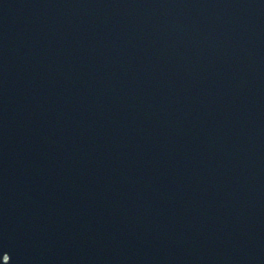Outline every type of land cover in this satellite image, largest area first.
<instances>
[{"label":"water","instance_id":"water-1","mask_svg":"<svg viewBox=\"0 0 264 264\" xmlns=\"http://www.w3.org/2000/svg\"><path fill=\"white\" fill-rule=\"evenodd\" d=\"M0 264H264V0H0Z\"/></svg>","mask_w":264,"mask_h":264}]
</instances>
